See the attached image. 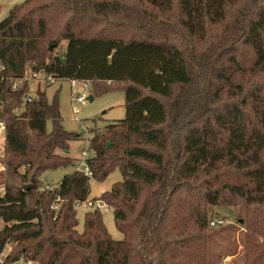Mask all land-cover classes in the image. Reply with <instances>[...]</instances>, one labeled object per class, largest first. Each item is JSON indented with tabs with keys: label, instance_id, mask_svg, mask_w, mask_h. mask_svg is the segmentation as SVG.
<instances>
[{
	"label": "trees",
	"instance_id": "trees-1",
	"mask_svg": "<svg viewBox=\"0 0 264 264\" xmlns=\"http://www.w3.org/2000/svg\"><path fill=\"white\" fill-rule=\"evenodd\" d=\"M0 64L6 263L216 264L212 208L239 207L244 262L264 264V86L251 83L264 77V0H27L0 23ZM33 74L88 82L93 98L123 86L125 119L89 140L92 177L76 168L44 189L42 173L76 167L61 153L81 135L57 98L29 95ZM115 171L96 200L123 238L98 210L80 233L75 203Z\"/></svg>",
	"mask_w": 264,
	"mask_h": 264
},
{
	"label": "rangeland",
	"instance_id": "rangeland-1",
	"mask_svg": "<svg viewBox=\"0 0 264 264\" xmlns=\"http://www.w3.org/2000/svg\"><path fill=\"white\" fill-rule=\"evenodd\" d=\"M27 0H0V23L7 18L11 9L17 5L25 3ZM130 3V0H127ZM128 3V2H127ZM218 30V27H216ZM65 45V44H64ZM260 84L264 86V77L252 80V85ZM107 83L100 85L102 89L94 97L93 101H87L85 105L74 103L71 100L72 90L68 80L54 79L51 82H43L38 80L29 81V95L35 97L37 91L42 90L46 92L48 100L51 102L57 98L61 116L63 118V125L66 131L81 135L79 140L70 143V147L64 153L70 158L76 159V167L68 166L58 170L45 171L40 176L41 183L45 186H56L65 175L71 174L77 167L81 166L85 161L84 151L89 157L93 156V152L89 147V140L93 137L96 131H103L109 124L116 120H123L126 117L125 109V94L123 86L118 84L112 89H107ZM93 86L89 91V96L93 94ZM92 92V94H91ZM77 109V112H74ZM0 132V158L2 156L4 147L3 128ZM48 129H51V123L48 124ZM1 164V163H0ZM2 166V165H1ZM3 167V166H2ZM4 170H0V186H4L3 174ZM122 181V175L119 171L112 173L105 181L98 182L94 179L90 181V194L88 199H100L102 194L109 191L112 186ZM4 189L0 187V197L3 196ZM78 231H84L85 214L94 210H84L81 207L77 209ZM212 219H221L225 223L221 227L222 234L216 235L211 240V256L215 258L216 264H245L244 262V245L242 239L245 236V213L239 207H214L212 208ZM103 222L115 240H121L123 236L119 233L112 210L102 211ZM5 226L4 221L0 218V230ZM211 226V225H210ZM212 244V245H211ZM237 248L238 256L227 257L225 254L231 249ZM9 249L5 251L8 252ZM221 254L219 258L217 255Z\"/></svg>",
	"mask_w": 264,
	"mask_h": 264
},
{
	"label": "built area",
	"instance_id": "built-area-1",
	"mask_svg": "<svg viewBox=\"0 0 264 264\" xmlns=\"http://www.w3.org/2000/svg\"><path fill=\"white\" fill-rule=\"evenodd\" d=\"M0 70L3 71L4 67L0 64ZM25 79H27L28 81L30 80H40L43 82H51L52 80H54L52 77L50 76H45L44 74H33V75H27L25 77ZM70 82V86H71V90H72V95H71V100L74 103H79L80 105H85L87 103V101L89 100V91H90V85L88 82H83V81H79V80H72L69 81ZM16 88V85L13 86V89ZM27 102H31V98H27ZM74 112H77V109H74ZM0 127L3 128V124L0 123ZM1 130V128H0ZM1 132V131H0ZM84 153V158H82V160H84L85 162L77 167V170L82 172L84 174V176L86 177H92V171L90 170L89 166L86 163V160L89 158V156L86 154V151L83 152ZM55 187V186H54ZM53 187L51 186H45L44 189H51ZM78 207H81L84 210H98V211H103V210H107L108 207L106 205V203L102 200H92V199H88L85 201H77L75 203V208L77 209ZM54 209L57 210V207L55 206ZM224 221L221 219H216L213 220L210 225L213 227H219V226H223L224 225ZM0 264H36V263H32V262H25L23 259H20L14 263H6V259H5V253H1L0 254Z\"/></svg>",
	"mask_w": 264,
	"mask_h": 264
},
{
	"label": "crops",
	"instance_id": "crops-1",
	"mask_svg": "<svg viewBox=\"0 0 264 264\" xmlns=\"http://www.w3.org/2000/svg\"><path fill=\"white\" fill-rule=\"evenodd\" d=\"M61 154H63L64 156L69 157V156L66 155L65 153H61ZM71 158H72V157H71ZM75 160H76V159H75ZM0 170H1V171L4 170V167H2L1 164H0ZM0 187L3 188V189L5 190L4 186H0Z\"/></svg>",
	"mask_w": 264,
	"mask_h": 264
},
{
	"label": "water",
	"instance_id": "water-1",
	"mask_svg": "<svg viewBox=\"0 0 264 264\" xmlns=\"http://www.w3.org/2000/svg\"><path fill=\"white\" fill-rule=\"evenodd\" d=\"M51 48H52V47H51ZM93 99H94L93 96H90V97H89V101H93ZM30 185H31V184H30ZM30 185L26 186L24 189L26 190V189L30 188Z\"/></svg>",
	"mask_w": 264,
	"mask_h": 264
}]
</instances>
